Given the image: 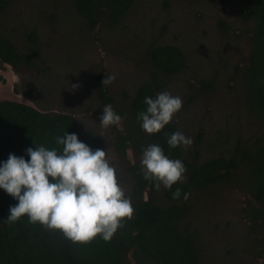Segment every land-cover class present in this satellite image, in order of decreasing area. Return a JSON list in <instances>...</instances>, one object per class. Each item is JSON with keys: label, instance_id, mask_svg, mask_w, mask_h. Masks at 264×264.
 I'll use <instances>...</instances> for the list:
<instances>
[{"label": "rangeland", "instance_id": "374dc122", "mask_svg": "<svg viewBox=\"0 0 264 264\" xmlns=\"http://www.w3.org/2000/svg\"><path fill=\"white\" fill-rule=\"evenodd\" d=\"M251 28L252 20L241 17L240 0H135L120 24L95 28L85 25L72 0H13L0 13V30L22 51L27 34L36 30L42 59L39 70L16 69L0 60V100L74 114L80 131L97 133L100 149L129 195L134 183L128 167L141 158L131 148L119 154L112 126L100 124L104 77L116 74L114 82L104 84L112 97L134 96L149 80L147 51L159 44L180 47L186 65L168 77L164 91L182 99L171 122L193 141L182 146L181 161L193 158L199 133L196 149L205 160L227 151L237 137L249 143L264 133L246 103L243 85ZM148 190L142 192L145 199ZM251 202L244 188L231 183H217L191 196L190 214L181 227L193 231L203 246L199 264H263L257 234L249 228ZM128 263L135 264L131 253Z\"/></svg>", "mask_w": 264, "mask_h": 264}, {"label": "trees", "instance_id": "16d2710c", "mask_svg": "<svg viewBox=\"0 0 264 264\" xmlns=\"http://www.w3.org/2000/svg\"><path fill=\"white\" fill-rule=\"evenodd\" d=\"M12 1L0 0V13ZM72 1L85 25L95 28L105 23L120 24L135 0ZM240 2L242 19L252 20L249 61L242 69L245 100L264 126V0ZM38 38L36 30L29 32L22 51L0 30V60L16 69L26 66L39 70L42 55ZM147 59L149 80L139 85L134 96L124 93L121 100L116 99L105 85L100 86L101 103L111 105L122 117L121 127L112 126L114 147L123 155L131 148L142 159L148 146L158 145L170 159L185 160L182 146L172 148L167 143L170 135L179 131L176 123L148 134L138 119V114L147 109L145 98L155 99L158 93L165 92L168 77L185 67V54L177 45L159 44L147 51ZM66 132L77 134L93 151L102 147L96 132L79 130L72 113L42 111L22 102L0 100V164L7 161L9 154L30 160L26 150L38 146L62 152L63 146L56 141ZM200 143L201 133L194 138L193 158L184 163L186 180L170 190L163 185L157 190L155 182L145 180L140 162L128 167L134 184L130 196L125 195L131 199L133 218L125 219L124 226L109 242L97 236L87 244L73 243L60 230L31 224L27 216L11 223L7 220L10 207L18 201L0 189V264H129V253L135 264H199L203 246L193 231L182 229L181 223L190 214L187 201L191 196L217 183L234 184L250 195L253 202L247 208L249 228L257 234L255 244L264 264V133L249 143L237 137L227 151L205 160L196 149ZM147 187L145 199L142 192ZM177 188L181 194L174 198Z\"/></svg>", "mask_w": 264, "mask_h": 264}, {"label": "clouds", "instance_id": "9594fccd", "mask_svg": "<svg viewBox=\"0 0 264 264\" xmlns=\"http://www.w3.org/2000/svg\"><path fill=\"white\" fill-rule=\"evenodd\" d=\"M116 79L112 74L104 79L110 84ZM78 85H72L75 89ZM146 111L138 114L141 127L148 134L159 133L168 125L183 105L179 96L169 92L158 93L156 98L146 97ZM101 126L119 127L122 117L111 105L103 108ZM62 152L38 146L28 148L30 160L9 154L0 164V189L18 201L10 207L8 221L15 223L27 216L31 224L39 223L48 230H60L73 243L87 244L97 236L105 242L112 240L125 219L133 218L131 199L119 185L115 168L104 150L93 151L81 142L75 133H65L57 138ZM170 147L192 145L190 137L177 131L167 140ZM141 170L145 180L172 189L186 179L183 162L170 159L158 145L143 151ZM51 178V181H50ZM180 189L173 193L180 197ZM188 194L185 193V199Z\"/></svg>", "mask_w": 264, "mask_h": 264}, {"label": "flooded vegetation", "instance_id": "af4514ba", "mask_svg": "<svg viewBox=\"0 0 264 264\" xmlns=\"http://www.w3.org/2000/svg\"><path fill=\"white\" fill-rule=\"evenodd\" d=\"M4 63V62H3ZM6 64V63H5ZM4 100H8V99H4ZM14 101V100H13Z\"/></svg>", "mask_w": 264, "mask_h": 264}, {"label": "water", "instance_id": "95a60500", "mask_svg": "<svg viewBox=\"0 0 264 264\" xmlns=\"http://www.w3.org/2000/svg\"><path fill=\"white\" fill-rule=\"evenodd\" d=\"M19 102V101H18ZM23 103V102H22ZM26 104V103H25Z\"/></svg>", "mask_w": 264, "mask_h": 264}]
</instances>
